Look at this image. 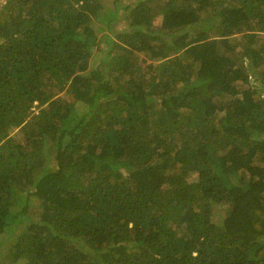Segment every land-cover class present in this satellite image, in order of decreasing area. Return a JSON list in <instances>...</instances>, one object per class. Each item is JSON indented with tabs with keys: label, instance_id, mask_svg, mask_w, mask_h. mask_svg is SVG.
<instances>
[{
	"label": "trees",
	"instance_id": "1",
	"mask_svg": "<svg viewBox=\"0 0 264 264\" xmlns=\"http://www.w3.org/2000/svg\"><path fill=\"white\" fill-rule=\"evenodd\" d=\"M0 264H264V0H4Z\"/></svg>",
	"mask_w": 264,
	"mask_h": 264
},
{
	"label": "rangeland",
	"instance_id": "2",
	"mask_svg": "<svg viewBox=\"0 0 264 264\" xmlns=\"http://www.w3.org/2000/svg\"><path fill=\"white\" fill-rule=\"evenodd\" d=\"M108 5H111L112 4V2H113V0H104ZM4 3V0H0V6L2 5ZM122 3H123V1H122ZM124 3L126 4V1H124ZM122 13V12H121ZM214 209H215V211H214V215L215 216H222L223 215V212H222V210L221 209H219L218 208V206H216V205H214ZM33 210V209H32Z\"/></svg>",
	"mask_w": 264,
	"mask_h": 264
}]
</instances>
